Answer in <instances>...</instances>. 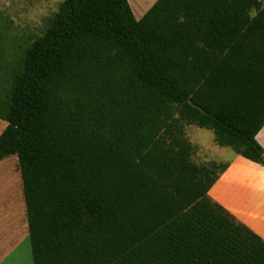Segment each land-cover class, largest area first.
I'll return each mask as SVG.
<instances>
[{"label": "trees", "instance_id": "1", "mask_svg": "<svg viewBox=\"0 0 264 264\" xmlns=\"http://www.w3.org/2000/svg\"><path fill=\"white\" fill-rule=\"evenodd\" d=\"M2 36H0V42ZM0 45V61L5 60ZM0 72L34 264H264L186 125L264 165V1L63 0Z\"/></svg>", "mask_w": 264, "mask_h": 264}, {"label": "rangeland", "instance_id": "2", "mask_svg": "<svg viewBox=\"0 0 264 264\" xmlns=\"http://www.w3.org/2000/svg\"><path fill=\"white\" fill-rule=\"evenodd\" d=\"M61 1L63 0H0V45L1 48L4 47L5 54V60L0 61V66L6 67L8 62L13 63L14 51H19L35 36L45 32ZM136 12L138 13L137 10ZM0 72L5 74L3 68ZM6 125L7 122L0 119V134ZM186 135L196 148L205 153L204 155L201 151H196L194 160L198 163L226 162L234 154L231 147H222L216 143L215 134L211 129L189 124L186 125ZM10 223L17 224L19 236L28 229L23 181L17 155L0 161V225L2 228H10ZM28 246L31 249L30 242ZM20 256L22 259L16 258L12 264H26V261H31L32 255L30 250H27V245L22 246Z\"/></svg>", "mask_w": 264, "mask_h": 264}, {"label": "crops", "instance_id": "3", "mask_svg": "<svg viewBox=\"0 0 264 264\" xmlns=\"http://www.w3.org/2000/svg\"><path fill=\"white\" fill-rule=\"evenodd\" d=\"M128 1L138 20L157 2V0ZM256 139L264 148V127L256 135ZM197 150L205 155L201 149L195 147L193 160ZM216 162L227 164V168L219 173V178L209 190V195L264 239V165L235 151L228 161ZM201 164L206 163L201 161ZM9 227L2 228L0 225V264H12L16 258H21L20 251L23 245H27V250H30L32 255V248L28 246L30 242L28 229L19 236L17 224H11ZM26 264H34L33 257L31 261H26Z\"/></svg>", "mask_w": 264, "mask_h": 264}]
</instances>
